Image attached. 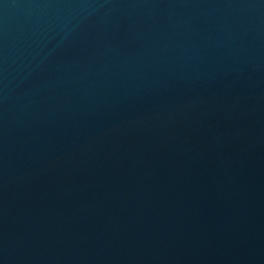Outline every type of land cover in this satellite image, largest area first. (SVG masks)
Returning a JSON list of instances; mask_svg holds the SVG:
<instances>
[{
	"label": "water",
	"instance_id": "1",
	"mask_svg": "<svg viewBox=\"0 0 264 264\" xmlns=\"http://www.w3.org/2000/svg\"><path fill=\"white\" fill-rule=\"evenodd\" d=\"M0 264H264V0H0Z\"/></svg>",
	"mask_w": 264,
	"mask_h": 264
}]
</instances>
